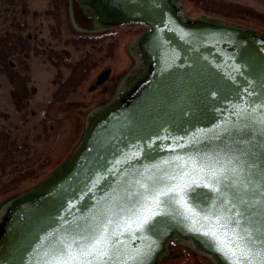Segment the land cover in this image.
<instances>
[{
    "label": "water",
    "instance_id": "obj_1",
    "mask_svg": "<svg viewBox=\"0 0 264 264\" xmlns=\"http://www.w3.org/2000/svg\"><path fill=\"white\" fill-rule=\"evenodd\" d=\"M78 1L101 30L149 27L138 42L144 68L92 119L69 161L7 210L0 264H51L74 241L83 246L104 233L108 264H157L174 236L230 264L225 246L203 234L205 216L231 220L245 256L260 264L264 38L184 21L174 0ZM189 160L214 169L220 191L188 189L187 208L175 195L157 202L161 190L185 183L182 172L192 167L180 165Z\"/></svg>",
    "mask_w": 264,
    "mask_h": 264
},
{
    "label": "rangeland",
    "instance_id": "obj_2",
    "mask_svg": "<svg viewBox=\"0 0 264 264\" xmlns=\"http://www.w3.org/2000/svg\"><path fill=\"white\" fill-rule=\"evenodd\" d=\"M184 21L253 31L264 38V20L239 13L232 5L264 16V0H174ZM149 27L141 22L101 30L78 0H0V37L22 34L34 48L61 55L57 69L47 54L17 60L30 79L31 98L23 111L12 99V85L0 75V229L10 206L49 180L81 146L92 119L125 93L144 68L138 47ZM84 63L85 79L63 100H53L54 83ZM157 264H220L190 239L170 238Z\"/></svg>",
    "mask_w": 264,
    "mask_h": 264
},
{
    "label": "snow or ice",
    "instance_id": "obj_3",
    "mask_svg": "<svg viewBox=\"0 0 264 264\" xmlns=\"http://www.w3.org/2000/svg\"><path fill=\"white\" fill-rule=\"evenodd\" d=\"M189 166L192 167V172L186 170L182 172V178L185 179V183L171 186L167 190H161L157 194V202H159V197L161 196L175 195L185 202V207L187 208L188 198L186 197V192L188 189L192 187H205L210 191H220L218 182L214 184V180L217 179V174L214 169L209 166H203L198 161L192 162L190 160L184 161L180 165L182 169H187ZM194 173H199L200 178L191 179ZM200 195L203 196L204 194ZM187 210L192 212L191 208ZM192 214L193 216L197 215L195 212H192ZM204 219L208 222L206 225L208 230L203 234L210 236L213 240L225 246L230 258V264H253L252 259L245 256L244 249L240 245V234L238 232H232V229L228 226L231 220L224 222L219 218L213 220L208 216H205ZM144 220L146 222L147 217H144ZM106 239L107 235L104 233L83 246L79 242L74 241L76 245L75 250H72L70 247H65L62 249L61 255L55 261L51 262V264H108L105 259L107 253H105L102 247ZM260 264H264V260H261Z\"/></svg>",
    "mask_w": 264,
    "mask_h": 264
},
{
    "label": "trees",
    "instance_id": "obj_4",
    "mask_svg": "<svg viewBox=\"0 0 264 264\" xmlns=\"http://www.w3.org/2000/svg\"><path fill=\"white\" fill-rule=\"evenodd\" d=\"M241 14H246L251 17L264 20V16L252 9L243 8L238 5H232ZM33 52L35 55L45 53L53 62V65L58 69L59 59L61 55L55 50H51L46 53L39 48H34L31 46L30 42L22 35L15 33H7L5 36L0 37V75H6L12 85L11 95L15 107L18 111H23L29 103L31 98V91L29 89L30 79L20 73L12 64L13 59H17L27 70L29 69V64L27 58ZM88 69L84 63H80L72 67V74L70 79L63 83L61 80V73L57 74L54 83L58 85V88L53 94V100H63L67 96L68 90L71 91L73 88L78 86L87 76Z\"/></svg>",
    "mask_w": 264,
    "mask_h": 264
}]
</instances>
